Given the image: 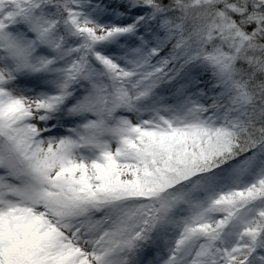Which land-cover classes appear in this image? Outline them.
I'll list each match as a JSON object with an SVG mask.
<instances>
[{"label":"snow or ice","instance_id":"1","mask_svg":"<svg viewBox=\"0 0 264 264\" xmlns=\"http://www.w3.org/2000/svg\"><path fill=\"white\" fill-rule=\"evenodd\" d=\"M0 264H264V0H0Z\"/></svg>","mask_w":264,"mask_h":264}]
</instances>
